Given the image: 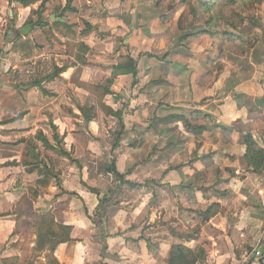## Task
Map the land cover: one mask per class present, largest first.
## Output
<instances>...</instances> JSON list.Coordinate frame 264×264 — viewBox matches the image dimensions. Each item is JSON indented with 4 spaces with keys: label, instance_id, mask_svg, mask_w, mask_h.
<instances>
[{
    "label": "crops",
    "instance_id": "obj_1",
    "mask_svg": "<svg viewBox=\"0 0 264 264\" xmlns=\"http://www.w3.org/2000/svg\"><path fill=\"white\" fill-rule=\"evenodd\" d=\"M117 13L102 20L93 15L87 30L77 20L69 35L27 25L40 54L25 61L12 47L28 16L6 33L0 48V264L9 255L12 214L25 197L35 212H50L71 228L70 242L53 254L60 264H167L172 245L202 248L206 260L199 264L239 263L264 226V185L258 184L264 173L247 171L242 143L249 133L264 148V82L252 75L237 79L243 72L235 76L227 68L209 77L218 50L207 35L179 43L176 26L168 37L173 20L156 14L140 19L131 33L134 24L119 17L126 13L131 22L141 12ZM42 17L58 21L55 14ZM80 43L88 48L85 64L73 56ZM121 52L134 59L136 75L107 83ZM103 105L122 111L114 158L109 132L121 128ZM80 108L92 109L89 121ZM172 132L182 138L171 142ZM30 143L38 161L27 152ZM156 144L159 156L136 154ZM111 158L123 180L100 170ZM26 162L45 166L47 187L37 188L44 175L26 169ZM212 204L220 212L204 222L199 213ZM167 226L197 233L186 241Z\"/></svg>",
    "mask_w": 264,
    "mask_h": 264
},
{
    "label": "rangeland",
    "instance_id": "obj_2",
    "mask_svg": "<svg viewBox=\"0 0 264 264\" xmlns=\"http://www.w3.org/2000/svg\"><path fill=\"white\" fill-rule=\"evenodd\" d=\"M7 1L8 0H0V4H4L3 11L5 13V20L0 23V48L2 42L4 43L6 41L7 30L9 29L11 24L14 25L15 19L18 20L21 17V20L23 21L27 15L28 19L27 21H24L25 26L29 25L28 21H30V23L37 22L39 12L36 13L35 11L39 10V6L43 1H49L50 3V7L46 9L47 14H49V12L53 10V7L58 8L57 10L62 11V13L66 11V13H70L69 17L71 16L72 19H75L76 23H73L72 25L79 26V24H82L83 22L84 25L82 24L81 27L84 26L86 28L85 30L89 28V24L86 23V20L92 18L93 15L97 14L99 17L98 19L101 20L109 19L105 18V16H107L109 12L117 13L116 10L118 9L120 10H118L119 12L117 14H120V12H126V9H129V11L134 10L135 14H137V11L141 12L142 15H136L135 20H132L131 22L129 18L126 17V13L125 16L119 17V23L121 24H134L131 27V33L132 31H135L136 27H138L139 24L138 21L144 18V16H149L151 19L156 15H160L162 20L168 18V22H171L173 20L171 29L169 28L172 33L168 32V37L173 36V30H175V26L180 32L181 38L185 36L186 33L188 34L189 30H191V32L195 34L205 29L203 23L194 21L193 17L190 15V4L188 2L191 1L190 3H192L194 2V0H187V2H184L182 0H70L68 7L69 10L65 9L67 0H37V2L33 4V6L24 8V13L19 11V9L22 8L21 6L16 3L8 6V4L6 5ZM222 5V1L217 0V5L214 9V12L217 13V11L221 9ZM113 6H118V9L113 10ZM1 10L2 9H0V11ZM231 10L236 12L229 18V20L234 23L235 26L233 28H230L226 25V21L218 20L213 31L215 33L217 32L219 34H224V36L235 37L239 40L240 43H236L229 49L224 51L222 62H219L218 52L214 59L210 60L212 61V64L210 65V71L211 69H214L212 77L215 73H219L224 68H227L228 70H231L232 74H234L235 76L239 73V71L243 72L240 76L237 77V79L251 77L252 75L256 79H260L261 82H264V2L258 4L254 0H249L246 2V5L236 6ZM9 11L12 12L11 17L13 20L8 17ZM32 11H34V13H32ZM74 12L76 13L73 14ZM223 13L229 15V13H226V9L223 10ZM71 18L70 21L72 22ZM77 20H80L79 24ZM31 31L32 27L27 35H30ZM107 34L109 36L110 33ZM122 34L124 33L121 32V35ZM181 38L179 40V43L185 42L182 41ZM209 80H211V78H209ZM118 130L119 128L114 133L109 132L112 148L116 146V144L118 148V143L123 134L122 132V134L119 135L120 131ZM167 135L171 142L180 140L182 138L181 134L175 132L169 133ZM155 136H157V138L155 139L158 140V135ZM157 147L158 144H156L154 148H148L147 146L144 148H139L136 154H138V157H140L141 159L146 157H156L159 156ZM112 148L110 156L114 158ZM167 154L164 155V153H162L163 156L169 158ZM108 166H110V163L105 164L102 168L100 167V170L103 169L104 172V169ZM258 184L264 185V180L259 181ZM230 202L232 201L230 200ZM35 219L36 218H33L32 214L25 212L18 219L16 230L14 229V234L12 233L11 237H9L7 241V247H4V250H6V253H8L9 255L7 257H4L5 262H1L2 264H52L48 247L40 250L38 249V246H36V233L35 228L33 227ZM185 231L187 230H182V232ZM258 232L262 235V238H260V240L258 241L259 243L247 245L243 251L245 257H243V259L239 258L240 262H233V264H250L251 261L254 260L257 264H264V226L262 227V229L257 231V235ZM257 251L259 254H256ZM238 255H240V253H238Z\"/></svg>",
    "mask_w": 264,
    "mask_h": 264
},
{
    "label": "trees",
    "instance_id": "obj_3",
    "mask_svg": "<svg viewBox=\"0 0 264 264\" xmlns=\"http://www.w3.org/2000/svg\"><path fill=\"white\" fill-rule=\"evenodd\" d=\"M184 2H187V0H182ZM223 5L221 9H219L216 12H214V9L217 5V0H209V1H200V0H194V2L188 3L190 4V15L193 17L194 21L203 23L205 26V29L201 32H197L190 36H183L181 38L182 41H189L190 38H197L202 35H207L211 41H212V47H215L218 49V59L219 62H222L224 51L229 49L231 46H233L236 43H240L239 40L235 37H229L224 36V34L215 33L214 27L216 26V22L218 20L226 21V25L230 28H233L235 25L232 23L229 18L231 15L235 14V11H232L231 9H234L236 6H244L246 5V2L249 0H221ZM256 3L260 4L264 2V0H254ZM9 4L16 3L22 7H28L30 5H33L37 2V0H8ZM69 3L70 0H67L65 9L69 10ZM157 4V3H156ZM50 7V3L48 2H42L39 6V10H36L35 12L38 13V20L35 23H30L28 21V24L33 27H40L42 28L46 33L45 28L49 27L50 30H56L58 33L61 34H74L72 33V28L74 27L69 21L71 16L69 17L70 13H66V11L62 13V11H58V8L53 7L52 11L49 12L51 14H55L56 18H58V21L56 20L54 23L49 24V20L42 17L47 10ZM157 9V8H156ZM226 9V13H229V15L223 13V10ZM74 11V10H72ZM34 13V11H32ZM74 12L73 14H75ZM161 18V17H160ZM72 19V18H71ZM166 19V18H165ZM13 20V19H12ZM70 23V24H69ZM9 30V29H8ZM7 30V31H8ZM49 32V30H48ZM12 50L20 55L22 60H30L35 57H37L40 54L39 48L37 45H35L29 35H26L24 38L16 32L15 34V41L13 43ZM88 48L84 44H78L75 48V53L73 54L74 60L78 64H85L86 58L85 55H88ZM107 59V58H103ZM115 65L111 68V77L107 81V83H111V80L117 76L122 75H136V65L133 58L130 57L129 54L119 53L116 58H114ZM209 64H212V61L209 62ZM214 69H211L209 73V77L212 76ZM105 94H109V90H104ZM102 109L105 111L106 114L109 116H113L117 119L119 125H120V133L123 132V121H122V111H112L107 106H102ZM92 112V109L90 108H80V113L82 114L85 121H89L91 119L90 113ZM242 143L246 147V152L244 154V162L247 168V171L254 173V174H262L264 173V149L261 148L256 141L253 139L252 135L249 133H246L242 135ZM117 147L114 146L112 149L114 150ZM35 148L32 146V144H29V148L27 149V152L29 155L33 157L34 161L39 160V154L35 155L34 153ZM26 169L28 167H33L34 169L38 170V174H43V180H38L36 182L37 188H43L47 187L49 184V177H47L48 173H46L45 166L43 168H39V165H36L32 162H26L25 164ZM33 169V170H34ZM30 170V171H33ZM105 173L114 175L117 179L123 180V176L120 175L117 170L114 163V160H111L110 166L106 167L104 169ZM47 177V178H46ZM46 179V180H45ZM39 190H36L34 192H31L30 197L36 198ZM29 197V198H30ZM30 213L33 215V218H36L33 224V227L35 228L36 233V246H38V249L42 250L46 247H48L49 250V256H51L52 264H60L58 260L54 257V252L56 248L61 245L70 242V233L71 228L67 226L60 225L54 221V217L50 212L46 213H38L35 212L32 209L31 202L28 198H22L19 205L15 208L12 215L15 216L16 219V225L15 230L17 226L18 219L22 216V214ZM220 212V207L217 204L210 205L206 211L199 213V216L202 218L204 222L209 221L212 217L217 215ZM37 214V215H35ZM157 225V223H156ZM167 228L174 234L178 235L180 239H184L188 241L189 238L196 236V229L193 230H187L185 232H182L183 229L181 228H171L170 226H167ZM198 231V230H197ZM14 234V232H13ZM264 254V250H263ZM206 260V254L202 248H196L194 250L189 249L183 245H172L169 250L168 258H167V264H199L203 263ZM1 262H5V259H2ZM261 263V262H259Z\"/></svg>",
    "mask_w": 264,
    "mask_h": 264
},
{
    "label": "water",
    "instance_id": "obj_4",
    "mask_svg": "<svg viewBox=\"0 0 264 264\" xmlns=\"http://www.w3.org/2000/svg\"><path fill=\"white\" fill-rule=\"evenodd\" d=\"M30 29H31L30 26H26L25 28H23V29L20 31V34H21L23 37H25V36L28 34V32H29Z\"/></svg>",
    "mask_w": 264,
    "mask_h": 264
},
{
    "label": "built area",
    "instance_id": "obj_5",
    "mask_svg": "<svg viewBox=\"0 0 264 264\" xmlns=\"http://www.w3.org/2000/svg\"><path fill=\"white\" fill-rule=\"evenodd\" d=\"M256 254H259L258 251L256 252Z\"/></svg>",
    "mask_w": 264,
    "mask_h": 264
}]
</instances>
